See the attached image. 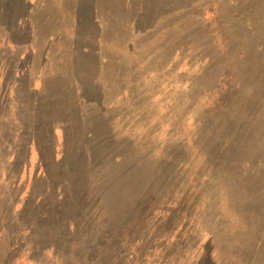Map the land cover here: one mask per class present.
Listing matches in <instances>:
<instances>
[{"label":"rangeland","instance_id":"1","mask_svg":"<svg viewBox=\"0 0 264 264\" xmlns=\"http://www.w3.org/2000/svg\"><path fill=\"white\" fill-rule=\"evenodd\" d=\"M0 264H264V0H0Z\"/></svg>","mask_w":264,"mask_h":264},{"label":"bare ground","instance_id":"2","mask_svg":"<svg viewBox=\"0 0 264 264\" xmlns=\"http://www.w3.org/2000/svg\"><path fill=\"white\" fill-rule=\"evenodd\" d=\"M160 25V24H159ZM173 31V30H172ZM179 33V32H178ZM155 51V50H154Z\"/></svg>","mask_w":264,"mask_h":264}]
</instances>
